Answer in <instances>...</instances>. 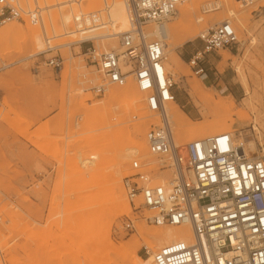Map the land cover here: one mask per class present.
I'll use <instances>...</instances> for the list:
<instances>
[{"label":"rangeland","instance_id":"1","mask_svg":"<svg viewBox=\"0 0 264 264\" xmlns=\"http://www.w3.org/2000/svg\"><path fill=\"white\" fill-rule=\"evenodd\" d=\"M18 1L22 7H39L44 47L45 38L51 45L78 39L79 34L74 32L77 26L68 28L74 30L68 36L63 30L62 34L54 32L50 26L61 25L59 8L55 5L60 0ZM65 1V7L73 6L83 17L87 12L103 8V0ZM113 1H107L111 14ZM74 3L78 5L75 7ZM209 3L217 7H208ZM186 4L189 6L188 19L184 21L186 28L172 51L175 64L183 74L181 83L172 89L176 102L191 119V126L200 127L211 121L210 116L200 114L205 107L202 94L210 95L215 101L232 100L233 123L231 132H226L235 139L245 140L250 150L258 149L264 154V0H253L250 6H240L236 0H197L192 6L188 0L177 6L166 25L167 31L181 18L179 9ZM65 7L60 9L68 10ZM101 18L107 22L105 27L92 31L110 34L112 28L104 12ZM25 19L23 16L22 20L6 23L25 30L23 50L16 48V42L2 41L1 27L6 24L0 27V264H130L128 256L123 252L121 255L115 247L130 243L133 238H138L140 244L131 252V258L138 255L154 264V252L139 236V229L159 226L144 220L151 211L135 212L129 206L122 184L132 159L138 158L143 163L153 161L154 157L137 152L126 157L121 165L126 210L115 211L109 203L99 201L98 195L109 185L106 182L116 167L117 155L130 146V132L141 126L145 140L149 127L160 123L158 115L146 110V94L138 91L128 77L125 85L129 84L139 98L131 103L123 98L113 99L100 112L103 120L87 122V109L107 102L108 88L119 86L110 85L94 94L91 88L101 83V77L86 62L83 50L77 45L59 48L63 59L59 73L37 64L31 57L37 52L32 33L38 29L39 22L33 24ZM49 19L52 20L46 29H50L46 32L42 23ZM224 20L232 25L238 43L231 49L210 53L204 73L194 74L188 59L201 46L197 35ZM123 28H127V20ZM108 36L95 41L98 52L117 48L116 37L112 41ZM169 53L164 52V63ZM234 64L239 65V72L234 71ZM238 75L245 77L248 93ZM241 113L248 120L240 119ZM174 140L180 146L193 141ZM87 160L91 162L85 167L82 163ZM89 167L96 170L90 172ZM148 167L154 169L155 182L172 176V170L158 171L156 162ZM127 218L133 223L130 231L122 227Z\"/></svg>","mask_w":264,"mask_h":264},{"label":"built area","instance_id":"2","mask_svg":"<svg viewBox=\"0 0 264 264\" xmlns=\"http://www.w3.org/2000/svg\"><path fill=\"white\" fill-rule=\"evenodd\" d=\"M186 1L125 0L128 29L115 35L117 48L98 52L95 41L104 34L86 38L84 32L105 27L103 12L109 21V4L103 0V8L88 12L80 20L81 26L74 29L78 39L51 45L45 38V47L33 58L59 73L63 62L59 48L77 45L101 77V83L91 88L94 94L110 85L123 86L128 77L146 94V110L156 113L160 121L145 132L147 151L154 160L142 163L132 159L123 188L135 212H152L144 218L146 222L189 226L191 232L153 253L154 264H264V154L250 150L245 140L228 132L180 146L165 114V103L176 101L172 90L176 83L163 66L166 25L177 6ZM236 2L240 6L253 4V0ZM207 6L215 8L217 4ZM23 16L33 24L41 21L38 7L23 9L18 0H0V26ZM197 38L201 46L188 59L197 75L204 73L210 53L238 43L228 20L201 31ZM153 162L160 172L172 170L171 179L155 182L154 169L148 167ZM122 227L130 231L133 223L127 218Z\"/></svg>","mask_w":264,"mask_h":264},{"label":"bare ground","instance_id":"3","mask_svg":"<svg viewBox=\"0 0 264 264\" xmlns=\"http://www.w3.org/2000/svg\"><path fill=\"white\" fill-rule=\"evenodd\" d=\"M36 1L39 3L38 0H36ZM107 1H108V3H109V1L111 2V0H107ZM196 1L197 0H191L192 6H194L196 4ZM65 3H66L65 0H60L59 4H57L55 2V5H57V7L59 8L58 14H60V18L62 19L60 27L54 26L53 23L50 24V20H52V19H49V21H47L44 25L42 23V28L45 31L46 30L48 31L50 29L49 27L46 29V27L49 26V24H50V26L54 29V32L59 31L61 33L63 30L64 33L70 34L74 30H68L69 27L79 26L82 24V21H80V20L82 18L84 20L85 16L84 17L81 16L80 11L76 10V8L74 11L72 9L73 6H71L72 4H69V6H71V8L68 9L67 7L64 6V5H66ZM71 3H73V2H71ZM76 3H74V4H76ZM77 5L78 4H76L75 7ZM111 5L113 7V9H112L113 14H111L112 12L109 13L110 14L109 15V23H110V26L112 28V32L110 34H108L109 35L108 37H110L109 39H111L113 41V40H115V35L117 33L128 29L129 22H128V17H127V10L125 7V0H123V2H122L123 9L121 7V0H115V1H113V3ZM61 7H65L68 10L62 11L63 9H60ZM22 8L23 9H33V8H28V7H22ZM90 10H92V7ZM179 13L181 15V18L171 26V29H168L167 40H166V43L164 46V52L167 51L170 53H169L168 61L165 62L163 64V66H164L165 71H167L171 74V77L175 83H181V81H182L181 78L183 77V74H181L179 72V69L177 68V66L175 64V55H174L175 53L173 54L172 51H173L175 45L178 43L180 36L185 31V28H186L185 25L186 24L184 23V21L188 19L187 16L189 14V6L187 4L185 6H182L179 9ZM125 17H126V19H125ZM104 19L106 20L105 17H104ZM25 20H28V19H25ZM126 20H127V28H123L126 26ZM27 25H29V24L27 23ZM2 27H1L2 41H6V42L12 41V43L16 42V48L18 50H19V48L21 50H23V48L25 47V43H23V38L26 35L25 30H23V28L15 25L14 23H9V24H6L5 26H2ZM121 28L124 30H121ZM93 29L94 28H91L90 30L85 31L84 33H87V34L84 37H86V38L88 36L93 37L96 34L95 32L92 31ZM68 34H67V36H68ZM104 36L106 37L107 35L104 34ZM62 39H64V38H62ZM6 44H8V43H6ZM32 44H33L34 50H36L37 52L43 50V47H44L43 44L44 43H43V38L41 35L40 23H39L38 29H36L32 33ZM111 46H113V43ZM166 47L168 49H166ZM32 56H33V53L31 55V57ZM233 68H234L235 72L240 71L239 65H237V64H234ZM238 77L241 80L242 84L244 85V91L246 93H248L250 90H249V87L247 85V81H246L245 77L243 75H238ZM120 98L126 99L129 101V103H131L133 101H136L139 97H138L136 91L129 84H126V85L124 84L123 86H119V87H110L107 90V100L108 101L103 103L102 105L93 106V107L87 109V111L85 112L86 117H87L86 118L87 122L94 121V120H100V119L103 120L104 116L102 115L103 113H100V112H102L101 110L103 108H106L105 105H107V103L109 101H111L113 99H120ZM201 101L203 102L205 107L201 108L200 114L203 117L210 116L211 121L207 122L205 125L200 126V127H192L191 126L192 125L191 119L181 110L180 106L178 105V103L176 101H171V102L165 103V105H164L165 114L167 116V119H168V122L170 124L174 138H176L179 141H189V140H193V139L199 138V137H205V136H210V135H214L217 133L230 131L231 125L233 123V120L231 118V113H232L231 107L233 105L232 100H230L229 102H225L223 100L215 101V100H213V98L210 95L204 93V94H202ZM136 106H137V104H136ZM245 116L247 117V115L245 113L239 114L240 119L242 117H245ZM246 117L242 118V119L248 120V118H246ZM227 121H229V123H227ZM130 134H131L130 146L126 147V152L121 151L117 155V159L115 161L116 167L113 169V172L109 175L110 178L107 179L109 181L106 180L107 181L106 183L109 185L107 186L106 190H104V193L101 192V194L98 195L99 201H101L102 203H106V202L109 203L113 209L115 208L114 209L115 211H118V210L123 211V210L127 209V202L125 200V197L123 196L121 181H120V176H121L120 175V173H121L120 167H121V165H123V162L125 161L126 157H128L130 155H135L137 152H141L142 154L151 156L147 151L145 140H144V137L142 134V127L141 126L134 127L133 130L130 132ZM141 134H142V138H143L142 141L139 140V136ZM90 162H91L90 160H87L86 162L84 161L82 164L86 167ZM89 168H90V172L91 171L94 172L96 170V167H89ZM169 179H171V177ZM164 180H168V179L163 178V181ZM184 235H191L189 226H174V227H171L169 229H166V228H163L160 226L157 228H154V229H145V228L141 227L139 229V236L146 242V245L150 249V251L152 250L154 253H155V250L158 248H161V246L163 244H165V243L169 242L170 240L177 238V237L184 238ZM139 244L140 243H139L138 238H133V240L130 243L121 244V245H117V246L115 245L116 246L115 248L121 252L120 253L121 255L124 253L128 256V258L130 260V264H150L149 259L145 260L138 255H134V257L131 258V256H130L131 252L134 249H136L139 246ZM111 245H113V244H111Z\"/></svg>","mask_w":264,"mask_h":264}]
</instances>
